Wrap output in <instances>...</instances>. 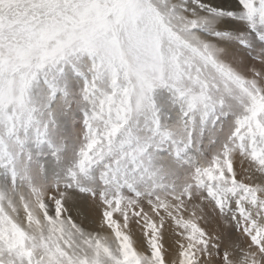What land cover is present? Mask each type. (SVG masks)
I'll use <instances>...</instances> for the list:
<instances>
[{"label":"snow or ice","instance_id":"obj_1","mask_svg":"<svg viewBox=\"0 0 264 264\" xmlns=\"http://www.w3.org/2000/svg\"><path fill=\"white\" fill-rule=\"evenodd\" d=\"M0 264H264V0H0Z\"/></svg>","mask_w":264,"mask_h":264},{"label":"rangeland","instance_id":"obj_2","mask_svg":"<svg viewBox=\"0 0 264 264\" xmlns=\"http://www.w3.org/2000/svg\"><path fill=\"white\" fill-rule=\"evenodd\" d=\"M137 239H139V236L137 237Z\"/></svg>","mask_w":264,"mask_h":264}]
</instances>
